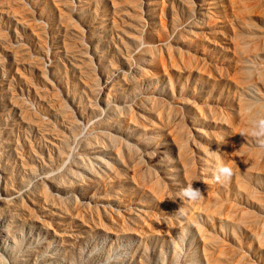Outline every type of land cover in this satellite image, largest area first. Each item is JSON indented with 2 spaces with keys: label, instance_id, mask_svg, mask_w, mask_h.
Instances as JSON below:
<instances>
[{
  "label": "rangeland",
  "instance_id": "obj_1",
  "mask_svg": "<svg viewBox=\"0 0 264 264\" xmlns=\"http://www.w3.org/2000/svg\"><path fill=\"white\" fill-rule=\"evenodd\" d=\"M258 116L264 0H0L4 264H264Z\"/></svg>",
  "mask_w": 264,
  "mask_h": 264
},
{
  "label": "clouds",
  "instance_id": "obj_2",
  "mask_svg": "<svg viewBox=\"0 0 264 264\" xmlns=\"http://www.w3.org/2000/svg\"><path fill=\"white\" fill-rule=\"evenodd\" d=\"M250 123H251V128L249 130V134L257 138L264 137V117L258 116ZM259 146L261 151H264V140L259 141ZM211 152L222 160V157H220V155L217 152H213V151ZM232 175H233V169L228 164L225 163L217 164L214 175V179L217 182H224L226 180H229L232 177ZM180 196L182 199L193 203L199 202L201 199L204 198V196L201 193V190L199 188L193 187V183H190L186 187L181 189ZM182 211L183 209L180 208L177 212H182Z\"/></svg>",
  "mask_w": 264,
  "mask_h": 264
},
{
  "label": "bare ground",
  "instance_id": "obj_3",
  "mask_svg": "<svg viewBox=\"0 0 264 264\" xmlns=\"http://www.w3.org/2000/svg\"><path fill=\"white\" fill-rule=\"evenodd\" d=\"M175 26V28L178 26V25H174ZM175 28L173 29L174 31H175ZM160 38V37H159ZM157 50L160 52L161 51V49H160V47L159 46H157ZM69 125H70V129H69V131L70 132H73L74 130H75V128L77 127V124L75 123V122H73V121H69ZM62 142L65 144V143H67V139H63L62 140ZM101 158H98V159H101L102 160V163H105V160H106V157L107 156H100ZM171 226H173V224L171 223ZM2 221H1V219H0V264H4L6 261V259L5 258H2L3 257V255H2V253L4 254V252H3V249H4V240H2V235H1V229H2ZM4 228V227H3ZM3 232V231H2ZM173 241V240H172ZM3 259H5V260H3ZM5 261V262H4Z\"/></svg>",
  "mask_w": 264,
  "mask_h": 264
}]
</instances>
